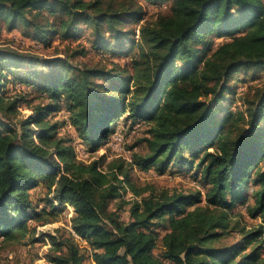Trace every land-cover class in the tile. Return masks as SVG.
Returning a JSON list of instances; mask_svg holds the SVG:
<instances>
[{
	"label": "trees",
	"instance_id": "1",
	"mask_svg": "<svg viewBox=\"0 0 264 264\" xmlns=\"http://www.w3.org/2000/svg\"><path fill=\"white\" fill-rule=\"evenodd\" d=\"M170 1L167 12L145 20L135 33L125 25L144 17L136 0H0V29L29 28L40 42L74 36L84 22L96 52L121 47L129 37L141 45L131 70L99 62L75 67L59 58L46 62L42 72L25 68L16 49L0 48V114L17 113L24 99L5 93L10 70L34 75L38 82L25 76L20 84L34 87L42 99L18 129L0 119L5 242L30 233L27 221L38 213L30 190L42 183L52 210L72 208L64 232L32 236L49 241L46 264H85L87 255L70 228L86 242L95 264H264V82L246 99L245 112L216 118L235 71L264 66V1ZM212 36L230 39L213 46ZM62 109L82 142L94 148L125 113L130 123L143 121L147 151L133 152L130 161L114 159L105 169L98 160L76 159L71 139L58 136L60 122L51 120ZM195 157L199 188L192 192L137 188L130 179L134 167L163 173L171 163L193 167ZM125 188L140 197L130 202L126 221L109 208ZM248 189L247 214L260 221L247 228L232 208ZM154 226L166 231L159 235ZM229 229L239 239L221 244ZM158 242L163 257L152 252Z\"/></svg>",
	"mask_w": 264,
	"mask_h": 264
},
{
	"label": "rangeland",
	"instance_id": "2",
	"mask_svg": "<svg viewBox=\"0 0 264 264\" xmlns=\"http://www.w3.org/2000/svg\"><path fill=\"white\" fill-rule=\"evenodd\" d=\"M136 1L141 3L144 17L140 21H128L125 25V28H133L135 33L140 24L145 20H154L157 14L167 12L172 2L170 0ZM55 17L56 15H52L49 16V19H54ZM244 31L245 29L241 30L239 33H243ZM32 34L31 29H23L22 26H18L11 30L2 27L0 29V48L10 47L16 49L24 55V62L26 63L25 68H32L36 72L46 71L48 68L43 65L46 64V62L57 61L59 58L60 61L66 60V62L75 67H79L84 63L93 64L99 62L107 66V68H110L112 63H117L120 67H127L131 70L132 58L138 56V52L141 48L138 41L132 44L131 40H129L132 37H129V39H127L128 41L121 47L113 45L109 51L96 52L91 47V27L84 22L78 23L75 35L69 38H61L55 35L49 42L44 43L34 39ZM135 35L134 38H136ZM229 39L228 36L217 38L212 36L211 38L214 42L213 46ZM81 49L83 50L82 52H80ZM26 72L27 71L23 70H10L6 77V95H20L22 98L24 97V99L21 100L17 113L10 114L9 116L0 114V119L2 121L6 122L9 126H14L16 129H18L20 121L32 112L31 105L42 100L34 87L29 84H20L21 78L25 76H27L30 81L38 82L34 75H26ZM99 81L103 80L99 79ZM263 82L264 66L241 67L236 70L229 82L231 90L225 94L224 100L217 105L218 113L216 118H223L229 112H234L236 110L245 112L246 99H252L255 88ZM125 114L120 117L117 124L112 126L111 134L107 141H102L97 148L82 142L73 125L68 123V115L63 109L55 114L53 113L51 115V120L60 122L57 128L58 136H65L71 139L76 159L85 162L94 159L98 160L100 168L105 169L114 159L130 161L133 152L147 151V143L142 140V138L147 135L146 130L148 124L140 120L130 123L127 118L124 119ZM207 147L208 150H212L209 145H207ZM191 148L192 145L186 148L187 154H190ZM194 162L195 165L190 168L180 167L177 166L176 163H171L163 173H158L154 167H150L147 170L134 167L130 170V179L137 188H165L169 191L176 190L178 192L189 193L199 188V183L196 180L198 175L195 176L198 174L196 173L198 170L196 157ZM118 178L121 179L122 177L119 175ZM249 191L250 189L245 192L248 193V195L244 197L247 199H237L232 208L233 214H237L236 216L240 215V223L247 228L255 226L260 221L258 217H250L247 214L246 206L252 201ZM147 193L148 189H146L143 194ZM139 198L140 197L129 188L121 189V196L113 199L109 204V208L117 211L120 219L126 221L130 218V202L132 200H138ZM30 199L32 200L33 208L38 212L35 219L27 221L30 233L24 238L10 242H5L0 235V264H46L45 252L50 244L46 246L47 243L45 239H32V236L34 238L40 236L38 234H33L36 232L57 234V229L60 232H64L65 228L69 227L68 222L72 208L66 206L63 210L58 212L52 210L48 206L46 190L42 183L30 190ZM153 228L159 232V235H162L166 231L165 227L162 226H154ZM239 237L240 234L238 231L229 229L220 243L231 244L236 242ZM84 246H82V250H84L85 255H87L84 262L85 264H91L92 261L88 256L89 251L83 248ZM152 252L157 256L163 257V247L160 242L152 249ZM261 256L264 257V246L261 250ZM165 262L167 264H174L166 259Z\"/></svg>",
	"mask_w": 264,
	"mask_h": 264
},
{
	"label": "built area",
	"instance_id": "3",
	"mask_svg": "<svg viewBox=\"0 0 264 264\" xmlns=\"http://www.w3.org/2000/svg\"><path fill=\"white\" fill-rule=\"evenodd\" d=\"M68 123H70V122H68ZM67 206H69V205H67ZM71 213H72V210H71ZM70 230H71L72 235L75 237V239L78 240L80 246L86 245V242L80 236H78L71 228H70ZM45 240H46V243H47L46 246H48L49 245V243H48L49 241L47 239H45ZM92 263L95 264L94 262H92Z\"/></svg>",
	"mask_w": 264,
	"mask_h": 264
}]
</instances>
